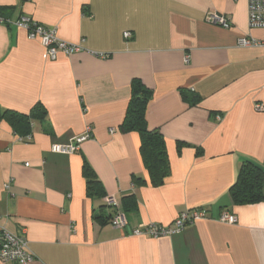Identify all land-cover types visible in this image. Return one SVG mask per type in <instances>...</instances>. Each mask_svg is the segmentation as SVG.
<instances>
[{
  "label": "crops",
  "instance_id": "0c3cea01",
  "mask_svg": "<svg viewBox=\"0 0 264 264\" xmlns=\"http://www.w3.org/2000/svg\"><path fill=\"white\" fill-rule=\"evenodd\" d=\"M208 11L230 27L209 23ZM21 14L84 47L51 58L38 38L0 23V112H46L28 118V131L0 117V229L24 233L30 264H264V201L236 205L229 191L243 161L264 169V52L237 45L264 36L248 25V0H0V16ZM133 79L151 91L147 128L165 140L170 171L157 186L140 135L119 129ZM87 126L79 149L51 152ZM84 162L98 195L88 194ZM109 196L123 229L110 223ZM200 208L206 217L177 233H130ZM223 210L237 223L218 221Z\"/></svg>",
  "mask_w": 264,
  "mask_h": 264
},
{
  "label": "built area",
  "instance_id": "2783aa9c",
  "mask_svg": "<svg viewBox=\"0 0 264 264\" xmlns=\"http://www.w3.org/2000/svg\"><path fill=\"white\" fill-rule=\"evenodd\" d=\"M206 20L214 25L221 26L223 28H229L231 23L224 16L215 11H208L206 14ZM0 23L15 26L18 29H22L26 32L27 37L30 39L38 38L42 45L46 48L47 54L51 58H55L57 53L61 52L66 55H71L84 50L81 43H72L62 40L57 35L55 28H48L39 22L33 20L30 16L21 14L15 19H8L0 16ZM248 25L252 28L264 29V0H248ZM125 38L131 36V32L125 31L123 33ZM237 45L240 47H259L264 52V36L260 39L253 38L251 36H244L237 40ZM100 57H106V53H95ZM189 59L188 55L185 56V62ZM258 109H263L262 105L256 106ZM27 139L31 137V134H27ZM92 137V129L87 126L84 132L74 136V143H54L51 145L50 150L54 153L69 154L77 149L82 142ZM27 165V164H26ZM12 183V178H9L5 182L4 187L9 189ZM106 205L114 208V212L111 215L110 223L116 227L123 229L127 225L125 214L120 210L116 199L113 196H109L106 199ZM206 217L204 209H194L182 211L173 220L169 226H160L155 223L140 224L131 229L132 235H151L158 236L162 234H173L181 231L187 224L194 221L203 219ZM218 221L226 224L237 223V217L229 210H223L218 216ZM34 255L28 246V240L24 233L15 234L4 228L0 229V261L8 264H30Z\"/></svg>",
  "mask_w": 264,
  "mask_h": 264
},
{
  "label": "trees",
  "instance_id": "16d2710c",
  "mask_svg": "<svg viewBox=\"0 0 264 264\" xmlns=\"http://www.w3.org/2000/svg\"><path fill=\"white\" fill-rule=\"evenodd\" d=\"M151 91L139 79L131 82V98L119 129L122 132L135 131L140 135V154L146 167L150 183L161 185L170 171L165 140L158 130H149L146 124V108ZM193 100H196L194 98ZM46 112L41 104H37L29 115L18 114L11 110H3L0 117L14 126L29 129L28 118L43 119ZM26 131V132H27ZM82 174L86 180L88 194L98 195L101 187L91 166L84 162ZM137 179V178H136ZM230 196L236 205H249L264 201V169L251 160L241 164L234 183L230 187ZM111 218V216H110Z\"/></svg>",
  "mask_w": 264,
  "mask_h": 264
}]
</instances>
